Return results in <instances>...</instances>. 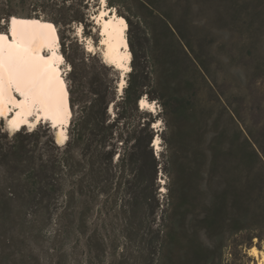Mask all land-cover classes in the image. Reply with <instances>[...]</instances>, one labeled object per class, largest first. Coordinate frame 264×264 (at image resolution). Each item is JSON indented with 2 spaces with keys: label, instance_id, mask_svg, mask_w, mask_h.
<instances>
[{
  "label": "rangeland",
  "instance_id": "374dc122",
  "mask_svg": "<svg viewBox=\"0 0 264 264\" xmlns=\"http://www.w3.org/2000/svg\"><path fill=\"white\" fill-rule=\"evenodd\" d=\"M52 1L0 0V31H8L12 16L45 18ZM76 1L64 0V3L69 6ZM100 1L84 0L83 4L88 5L82 8L86 14L84 22H74L66 30L65 26H58L65 35L61 38L62 52L65 57L70 56L63 66L69 88L83 89L86 100L82 102H91L97 96L90 91L92 78L108 86L106 120L86 132H94L99 139L109 135L112 132L109 125H113L115 145L108 148H114L118 157L126 151L123 141L128 139L130 145L134 143L135 131L138 133L148 119L143 110L153 111L157 118L152 124L155 131L152 146L159 161L157 186L161 204L156 221L161 220V215H168L161 209L168 207L172 194L176 193L170 162L172 152L184 158L188 153L203 150L221 153L224 181H232L229 169L234 167L248 175L253 186L250 195L254 198L249 223L264 236V0H157V8L134 0L115 6L107 0L108 6L132 20L128 31L133 42L132 69L126 76L122 93L117 91L120 71L104 62L101 53L88 51L85 45L88 37L94 44L100 43V24L94 19ZM164 14L177 25L176 30L169 22L175 35L167 28ZM81 25L84 40L78 32ZM136 53L155 61L159 79L171 83L164 89L167 95L172 92L188 98L186 111L172 109L176 114L170 111L168 114L160 99L152 100L155 105L152 109H143L138 104L139 110H136L131 103H124L131 80L143 81L141 70L132 74ZM163 62L169 67H161ZM78 110V106L73 110L70 138L82 129ZM119 115L122 118L116 122ZM18 131L22 134L14 139L16 132L8 130L6 119L0 120V146L4 151L14 150L16 145L35 148L36 155L45 161L71 154L67 143H57L56 131L48 122ZM28 132L34 134L30 136ZM120 134L122 138H117ZM157 136L160 137L158 148ZM222 148L232 154L227 156L221 152ZM73 151L76 160H82L80 147ZM3 166L0 161V264H169L170 252L172 264H190L191 256L185 244L179 245L182 247L178 246L177 250L166 248L165 258L155 260L159 251L155 244L148 245L143 240V231L132 241L125 236V220L120 212L122 200L114 194L116 187L98 196L95 185L86 187L88 204L81 202L76 210L86 209L88 213L87 234L82 238L78 233L59 232L56 236V223L47 224L44 219L42 206L47 203L44 193L36 192L12 167ZM68 178L76 181L79 189V178ZM69 187L72 188L70 180L66 185L67 189ZM76 194L78 202L84 199L79 192ZM36 195L41 199L38 212L31 203ZM197 204L201 209L204 207L202 201ZM70 209L75 211L73 206ZM69 219L66 217L64 224L68 225ZM64 224L65 229H70ZM90 234L92 239L88 244ZM201 235L210 243L204 233ZM240 235L242 233H229L224 242L217 241L216 246L223 243L222 249H216L214 259L205 264H260L258 257L249 255L248 247L237 244ZM255 246L264 250V240Z\"/></svg>",
  "mask_w": 264,
  "mask_h": 264
},
{
  "label": "trees",
  "instance_id": "16d2710c",
  "mask_svg": "<svg viewBox=\"0 0 264 264\" xmlns=\"http://www.w3.org/2000/svg\"><path fill=\"white\" fill-rule=\"evenodd\" d=\"M125 1L128 0H110L115 6H121V3ZM134 1L157 8V0ZM83 2L84 0H78L67 6L64 0H53L45 18L39 15L27 17L42 18L52 21L57 27L65 26V30L66 28L70 29L74 22L85 21L86 14L82 8H87L88 5H84ZM119 14L124 16L121 11ZM164 16L168 20H165L167 28L172 35H175L172 27L177 30V25L170 16L165 14ZM126 17L128 23L132 24L131 18ZM61 29L58 28V31L62 38L65 35ZM130 30L131 28L128 29V31ZM129 42L133 47L130 37ZM66 58L70 60V56L67 55ZM165 62L160 64L161 67L165 65L169 67ZM156 67L157 64L151 58L136 53L132 74L141 70L143 81L131 80L127 87V95L123 99L124 103H131L134 109L139 110V100L146 94L151 101L162 100L168 114L169 111L172 114L186 111L188 98L185 95L179 96L172 92L167 95L164 89L169 88L171 83L168 80L159 79ZM90 82V91L97 94L91 102H82L86 100L83 89L69 88L71 107L74 110L78 106L82 121V129H78L67 142L66 148H69L67 151L69 150L71 154L45 161L36 155L35 148H23L16 145L14 150L4 151L0 146V161H2L3 167H12L18 177L24 176L26 181L32 184L36 192L44 193L47 199V203L42 206L45 209L44 219L46 218L47 224L56 223V236L60 234L59 232H62L61 234L65 232L78 233L82 238L87 234L88 213L86 209L83 211L76 209L81 202L88 204V190L84 189L95 185L97 196L98 194H107L110 189L116 187L114 194L117 199L122 200L120 212L125 220V236L132 241L133 237L143 231V240L145 239L148 245L155 244L159 251L155 260L165 258L166 248L177 250L179 245L185 244L188 246L186 249L191 256L189 263L205 264V262L214 259L215 254L213 253L216 249L223 247V243L217 246L215 243L217 241L224 242L229 233H242L237 244L248 247V249L264 240L259 229L249 223V217L252 216L250 213L254 210V198L250 195L253 186L247 179L248 175L234 167L229 169V173L233 176L232 181H224V173L221 171V153L197 150L182 158L176 155L175 151L172 152L170 162L172 161L173 165L172 180L176 185V193L172 194L168 207L161 209L168 215L166 217L161 215V220L156 221L161 204L157 186L159 161L152 146L155 138L152 124L156 122L157 115L153 111L143 110L148 119L145 120V124L138 133L135 131L134 143L130 145L128 139L123 141V144H126V151L116 157V150L108 148L109 145H115L113 139L116 137L113 125H109L112 132L99 139L96 138L94 132H86L100 124L103 125L107 114L108 86H104V83L98 78H92ZM120 115L116 122L122 118ZM118 128L120 127L118 126ZM21 134V131L16 132L14 139H19ZM33 134L34 132H28L27 135L32 136ZM121 135H118L117 138H122ZM76 147H80L82 150L83 161L76 160L77 156L74 151L72 152V149ZM222 151L227 156L232 154L224 148L221 149ZM68 177L79 178V189L76 188L78 187L76 186L77 182ZM68 180L71 181L72 188L67 189ZM78 192L81 197H84L80 202L76 200ZM61 198L63 199L61 200ZM201 201L204 205L202 209L198 206L200 204H197ZM31 203L35 206L34 211L38 212L41 199H37L36 195ZM53 206H57V208ZM71 206L75 207V211H71ZM151 216H154L155 219L150 220ZM66 217H70L68 225L64 224ZM63 224L66 227L69 226L70 229H65ZM152 233L154 234L152 235ZM201 233L206 235L210 243L202 239ZM184 234L188 237H183ZM88 238H90L89 244L92 239L91 234ZM168 254V263L172 264L173 254L172 252Z\"/></svg>",
  "mask_w": 264,
  "mask_h": 264
},
{
  "label": "bare ground",
  "instance_id": "6f19581e",
  "mask_svg": "<svg viewBox=\"0 0 264 264\" xmlns=\"http://www.w3.org/2000/svg\"><path fill=\"white\" fill-rule=\"evenodd\" d=\"M12 18H15L17 23L12 25ZM94 19L100 24V43L98 45L92 42V38L89 37L85 39V45L88 51H95L96 53H101L104 62L113 66L116 70L120 71L121 80H119L118 92L122 93L126 83V76L132 69V58L133 53L129 42V23L128 20L120 15L115 7H110L107 5V0L105 3H101L95 13ZM51 27H48V26ZM12 27H15L17 33L24 31L29 34L33 39L31 40L30 46L35 54L39 51V54L45 59L51 57L49 63L54 64L58 68L59 78L63 81L64 85V100L67 107V114L61 115L60 117H54L51 113L46 112H33L32 115H27L23 109L12 107L5 102L0 105V109L3 110V115L0 116V120H7V128L11 132H17L24 124L28 127H35L39 122H48L51 127L56 131L57 143L59 145H65L69 136V127L73 117V109L70 104V92L69 86L64 76L63 66L66 61V57L62 52V40L59 35L58 27L52 21L39 19V18H24L18 16H12L9 20L8 31H0V34L7 36V39L0 44L3 45L5 52H7V47L13 42V36L10 31ZM83 26H79L78 32L79 36L84 40L82 35ZM128 77V76H127ZM12 95L18 101L21 96L18 93L13 92ZM141 108H154V102L149 100L146 96H143L139 100ZM11 108V110H9ZM17 113H20L17 116ZM17 120L19 122V127L13 129L9 121ZM26 121V122H25ZM63 140V143L59 141ZM155 144L157 148L160 146V137L157 136L155 139ZM249 255L253 257H258V263L264 264V250L259 249L257 246H252L248 249Z\"/></svg>",
  "mask_w": 264,
  "mask_h": 264
},
{
  "label": "snow or ice",
  "instance_id": "6c2138e0",
  "mask_svg": "<svg viewBox=\"0 0 264 264\" xmlns=\"http://www.w3.org/2000/svg\"><path fill=\"white\" fill-rule=\"evenodd\" d=\"M11 23L15 25L16 19L12 18ZM10 31L13 42L8 45L7 52L0 44V105L6 99L10 106L23 109L27 115H32L34 111L51 113L54 117L67 114L63 81L59 78L58 68L49 63L51 57L45 59L39 51L33 53L30 46L33 37L29 34L24 31L17 33L15 27ZM6 39L7 36L0 34V42ZM13 92L22 99L17 101ZM2 115L3 110L0 109ZM9 124L13 129L19 127L15 119ZM59 142L63 143V140Z\"/></svg>",
  "mask_w": 264,
  "mask_h": 264
},
{
  "label": "water",
  "instance_id": "95a60500",
  "mask_svg": "<svg viewBox=\"0 0 264 264\" xmlns=\"http://www.w3.org/2000/svg\"><path fill=\"white\" fill-rule=\"evenodd\" d=\"M118 91V90H117Z\"/></svg>",
  "mask_w": 264,
  "mask_h": 264
}]
</instances>
